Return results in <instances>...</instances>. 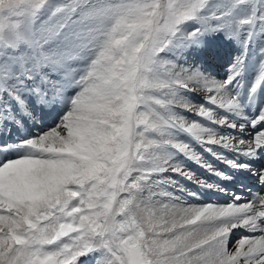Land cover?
<instances>
[{"label": "snow or ice", "instance_id": "1", "mask_svg": "<svg viewBox=\"0 0 264 264\" xmlns=\"http://www.w3.org/2000/svg\"><path fill=\"white\" fill-rule=\"evenodd\" d=\"M181 158L260 189L189 204L173 177L227 187ZM85 259L264 264V0H0V264Z\"/></svg>", "mask_w": 264, "mask_h": 264}, {"label": "rangeland", "instance_id": "2", "mask_svg": "<svg viewBox=\"0 0 264 264\" xmlns=\"http://www.w3.org/2000/svg\"><path fill=\"white\" fill-rule=\"evenodd\" d=\"M227 50H229V51H227ZM223 52H225V54L224 55H226V53L227 52H230L231 53V57L232 56H235V55H237V54H239L238 53V51L234 48V47H230V46H227V45H225L224 46V49H223V51H222V53ZM231 57L228 59L229 60V62H230V60H231ZM208 58H211V57H208ZM220 58H222V54H221V56H220ZM229 62H228V64H229ZM207 66L210 68V66L207 64ZM216 69V74H215V76H217L218 74H219V70H218V68H219V66H218V68L216 67H211V72H213L212 70L213 69ZM224 68H225V66H224ZM251 68H252V70H251ZM226 70H228V68H226ZM255 71V67H254V65L253 66H250V68H249V75L251 76V74L253 73ZM222 78H224V77H222ZM203 94L202 93H200V92H197V93H195L194 95H192V99H193V101L194 102H196V103H199V101H200V99H201V96H202ZM181 111V113L188 119V120H192L191 118H193V115L192 114H187V113H185V111L184 110H180ZM204 123H206V124H208V122L207 121H204ZM209 126H211V125H209ZM217 152H219V148L216 150ZM179 162L182 164V161L181 160H179ZM167 176H173V174L172 173H167L166 174ZM178 182V181H177ZM179 184V183H178ZM168 190H170V191H173L174 192V194L176 195V196H182L183 198H184V202H187V203H189V204H194V205H202V204H205V203H199V202H192V201H189V199H187V198H185V196L183 195V193H181L180 191H177V188H175V187H173L172 185H169L168 186ZM240 238V236H238V231L237 232H235V234L233 235V237H232V241L233 242H235L237 239H239ZM230 250H231V246H230ZM91 264V263H90Z\"/></svg>", "mask_w": 264, "mask_h": 264}, {"label": "bare ground", "instance_id": "3", "mask_svg": "<svg viewBox=\"0 0 264 264\" xmlns=\"http://www.w3.org/2000/svg\"><path fill=\"white\" fill-rule=\"evenodd\" d=\"M255 67V66H254ZM213 69V68H212ZM251 70H252V68H251ZM35 131H33V133H34ZM185 160H186V158H185ZM185 160L184 161H182V164H185ZM240 232H241V230H240Z\"/></svg>", "mask_w": 264, "mask_h": 264}]
</instances>
